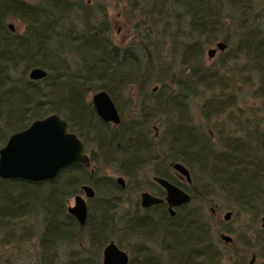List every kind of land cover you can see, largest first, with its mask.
<instances>
[{
	"label": "trees",
	"instance_id": "16d2710c",
	"mask_svg": "<svg viewBox=\"0 0 264 264\" xmlns=\"http://www.w3.org/2000/svg\"><path fill=\"white\" fill-rule=\"evenodd\" d=\"M114 1L136 19L134 37L126 47L111 40L102 0H0V149L13 133L55 114L85 148L95 150L89 168L70 167L52 182L0 179V246L29 241L34 233L26 223L37 219L35 264H58L61 246L84 240L101 250L130 227L136 241L159 243L160 253L151 254L147 245L138 244L128 264H222L220 237H214L218 232L210 229L197 203H209L211 195L224 193L234 195L235 202L251 212L257 210L255 202L264 200V121H243L240 112L232 115V109H239L236 97L228 93L232 78L225 75L228 63L243 57L257 76L253 94L264 98V22L260 21L264 16L256 13L264 0ZM9 20L21 23L22 30L11 32ZM166 40L171 42L168 54ZM219 40L234 45L235 53L221 51L218 68L205 66L204 47ZM171 61L181 68L179 73L172 72ZM35 68L44 70L46 77L31 80L29 72ZM154 82L161 87L152 99L148 88ZM128 86L142 94L141 121L122 120L116 128L104 124L87 92L105 91L116 104V95ZM203 92L212 95L200 106L201 119L209 122L212 116L229 112L228 122L239 135L219 129L213 140L195 124L190 102ZM155 122L162 128L160 144L151 135ZM159 152L160 177L190 194L191 203L173 218L165 205L132 222L117 218L125 190L92 166L101 160L131 182L146 165L159 174ZM176 162L190 172V186L168 175V167ZM83 185L91 186L96 196L89 201L82 227L67 213V206ZM230 245L235 247L236 242ZM98 256L71 250L67 264H102ZM254 259L243 255L231 264H254ZM0 264L12 263L0 257Z\"/></svg>",
	"mask_w": 264,
	"mask_h": 264
},
{
	"label": "rangeland",
	"instance_id": "374dc122",
	"mask_svg": "<svg viewBox=\"0 0 264 264\" xmlns=\"http://www.w3.org/2000/svg\"><path fill=\"white\" fill-rule=\"evenodd\" d=\"M89 3V2H88ZM104 4L108 21L110 25V38L115 45L120 47H126L130 44L131 40L134 37L135 29L134 25L136 23V19H134L129 13L127 8L123 4H117L114 0H102ZM94 6V5H93ZM263 9V11H261ZM256 13L260 16H264V2L258 4ZM98 19H101L97 16ZM261 23L264 22V18H260ZM8 25H12L14 32H20L22 30V25L16 20H9ZM161 41H163L161 39ZM222 42L219 40L212 45H208L204 47V53L202 62L205 66H213L214 69L220 66L219 56L221 51L217 49V52L214 58H208L207 52L210 49L216 48V44ZM170 41H165L166 54L169 52ZM226 49L222 51V53H227L230 51L231 54L235 53V46H229L226 44ZM70 62H73V58H69ZM172 64V72L179 73L180 67L175 61H171ZM249 63L247 60H244L243 57L238 58L236 63L229 62L227 69L225 70L226 78H232V89L228 91L232 96L234 95L237 100L238 109H232L231 113L234 117L239 115V112L243 114L241 119L243 121H254L260 120L264 121V98H259L253 94L255 89L257 88L258 81L257 76L252 70H249L247 67ZM160 83H152L148 88V94L151 95L152 99L158 97L160 93ZM96 93L94 91L87 92V100L90 101L92 95ZM216 93V92H215ZM214 93V94H215ZM212 95L209 92H203L202 96H198L190 102V112L192 118L197 125H201L206 133L212 137L213 140L217 139V131L219 129H224L225 134L230 135H239V132L232 126L231 123L228 122L229 115L227 113L212 116L209 122H205L201 119L200 106L203 100ZM148 97V96H147ZM116 106L121 113L122 120L129 124L134 121L140 122L141 117V99L142 94L138 92L136 87L128 86L126 87V91L121 94L116 95ZM233 121V120H232ZM155 126L151 128V135H156L158 137L162 132V128L156 122ZM157 125V126H156ZM159 139V138H158ZM158 144H160L158 142ZM88 154L91 151H95L94 147L86 148ZM151 166V165H150ZM94 169H99L100 174L106 175L108 177L116 180L117 178H124L125 182L127 179L120 175L116 168L112 166H106L104 163L99 160L98 164H94ZM142 174L138 177V181H140L141 187L137 190H125L122 193V197L124 200V204L120 207L119 212H117L116 217H126L132 214L134 209V202L136 198H140V193L150 190L148 185H146L147 181H151L152 177V168H146V170H142ZM168 175L172 176L182 185L188 186L185 182L184 178L180 176L175 171L168 169ZM193 182H191L192 184ZM200 183V182H198ZM132 185V183H131ZM197 186V185H196ZM132 187H134L132 185ZM200 187V186H199ZM264 197V193H262ZM209 203H197L198 206H201L203 209V215L205 216V221L208 223L210 229L214 232V237L221 236V234L227 235L236 242L235 247L230 244H225L221 239L217 243V247L223 253L222 264H231L236 257L245 256L248 260L254 256V264H264V228L262 229V218L264 217V200L260 202H255L256 209H252L251 212L243 210L238 202H235L234 195H225L224 193H218L216 195H211L209 197ZM208 203V204H207ZM73 206V198L68 202V206ZM213 210V212H211ZM257 211V212H256ZM230 212L231 218L228 221L223 219L224 215ZM256 212V214H255ZM89 214V213H88ZM116 218V219H117ZM27 228L33 229L34 235L29 241H24L20 243H15L9 246H0V257L2 259H7L12 264H35L37 261V252H38V233L40 232V225L37 219L29 220L26 223ZM118 238V239H117ZM113 241L115 243H120L123 245L124 250L128 253L129 258L133 257V250L137 247L138 244L147 245L149 252L151 254H158L159 251V243L155 240L148 242L138 240L136 241L134 236L129 232H125L124 234H120V238L117 237ZM71 250L84 252L87 255L98 254L100 260L102 262V251L91 247L84 240L82 242H77L72 246H61L59 249V259L58 264H67L68 254ZM80 255H83L82 253ZM96 258V255H93Z\"/></svg>",
	"mask_w": 264,
	"mask_h": 264
},
{
	"label": "water",
	"instance_id": "95a60500",
	"mask_svg": "<svg viewBox=\"0 0 264 264\" xmlns=\"http://www.w3.org/2000/svg\"><path fill=\"white\" fill-rule=\"evenodd\" d=\"M11 32H14L12 25H8ZM226 44L219 42L216 48L210 49L207 55L214 58L217 49L224 51ZM47 73L35 68L29 72V78L33 81H40ZM95 113L104 123L119 125L121 122L114 102L105 91H98L91 99ZM81 165L89 167L90 160L85 153L82 141L68 131L67 122L58 115H49L43 119L32 122L22 131L13 133L0 149V179L18 180L32 184L54 181L58 175L70 167ZM174 170L190 181L188 171L180 164L173 166ZM118 182L122 184L120 178ZM156 182L165 189V202L168 205L170 217L175 215L172 208L188 204L191 201L190 195L183 190L170 184L163 179H156ZM82 191L86 198H93L94 191L89 186H83ZM163 200L157 199L148 193H143L141 203L143 207L160 204ZM67 213L72 216L80 226H85L87 220V206L82 196L77 195L73 199V206H69ZM231 213H226L224 220H228ZM264 222V217L262 218ZM221 239L230 243L232 238L222 235ZM128 254L113 242H109L103 249L102 264H128Z\"/></svg>",
	"mask_w": 264,
	"mask_h": 264
},
{
	"label": "flooded vegetation",
	"instance_id": "af4514ba",
	"mask_svg": "<svg viewBox=\"0 0 264 264\" xmlns=\"http://www.w3.org/2000/svg\"><path fill=\"white\" fill-rule=\"evenodd\" d=\"M111 98V97H110ZM91 99H92V97H91ZM113 101V100H112ZM90 102H91V100H90ZM114 102V101H113ZM92 103V102H91ZM114 105H115V107H116V109H117V111H118V114H119V116H120V119H121V122H122V117H121V113L119 112V110H118V108H117V106H116V104L114 103ZM93 106V105H92ZM102 121V120H101ZM103 122V121H102ZM121 122H120V124H121ZM104 123V122H103ZM104 124H107V125H109L110 127H113V128H116V127H118L119 125H113V124H111V123H104ZM158 142L160 143V134L158 135ZM83 143V142H82ZM84 144V143H83ZM84 147H85V145H84ZM85 153H86V155L89 157V160H90V165H91V155L90 154H88L87 153V151H86V148H85ZM156 160H157V171H158V175H155L154 174V171L152 172V177H151V181H147V183H146V185H148V187L150 188V190H146V191H143V192H141L140 193V198L138 199V198H136V200H135V202H134V209H133V212H132V214L129 216V218H130V220H131V222L134 220V219H142L143 218V216H145L146 215V213H145V211H155L153 208H155L156 206H160V205H165L166 206V210H167V213H168V205H167V203L165 202V197H166V192H165V189L163 188V187H161L160 186V184L158 183V182H156V179H163V180H165V181H167V182H169L170 184H172V185H174V186H177L178 188H180L181 190H183L180 186H178V185H176V184H174V183H172L171 181H168V180H166V179H164V178H162V177H160V169H162L161 167H160V152L158 153V156H157V158H156ZM176 163H178V164H180V165H182L187 171H188V169L182 164V163H180V162H176ZM176 163H173V164H171L169 167H168V169H171V170H173V171H175L176 173H178L176 170H174V168H173V166H174V164H176ZM90 165H89V167H90ZM89 167H86V168H89ZM93 168H94V166H92ZM152 168V170H154V167L153 166H150V165H146V166H144V168H143V170H146V168L148 169V168ZM94 171H96V170H94ZM142 172L143 171H141L140 173H138L137 172V176L138 177H140V174H142ZM188 173H189V177H190V181L189 182H187L186 181V179H185V177L184 176H182L180 173H178L180 176H182L183 178H184V180H185V182L188 184V186H190L191 185V182H192V179H191V175H190V172L188 171ZM169 174V173H168ZM170 176V175H169ZM138 177H137V179H134V181H129L128 179H127V181L125 182V180H124V178H122V177H120L122 180H123V182H122V184H120L119 182H118V179H120V178H117L116 180H115V182H116V184L117 185H119V187L120 188H122V191H124V190H137V188L138 187H141L142 185H140L141 183H140V181H138ZM172 179H174L172 176H170ZM175 181H177L176 179H174ZM178 182V181H177ZM131 183H132V185L134 186V187H132V185H131ZM178 184H180V185H182L181 183H179L178 182ZM83 186H89V185H83ZM83 186H81V189H80V193L78 194V195H80V196H82L83 197V199L85 200V202H86V206H87V218H88V204H89V201L90 200H92V199H94L95 198V196H96V193H95V190L91 187V186H89V187H91L92 189H93V191H94V197L93 198H86L85 197V195H84V192L82 191V187ZM183 186H185V185H183ZM160 190H162L163 191V193H164V195L162 196V197H160ZM185 193H187L185 190H183ZM143 193H148V194H150L151 196H153V197H155V198H157V199H161V200H163V202L162 203H160V204H156V205H152V206H150V207H143L142 206V203H141V196H142V194ZM188 194V193H187ZM188 195H190V194H188ZM77 196V195H76ZM190 197H191V195H190ZM74 199V198H73ZM191 201H192V197H191ZM191 201L188 203V204H183V205H181V206H178V207H175V208H172V210L174 211V213H175V215L173 216V217H175L176 215H177V211H178V209L179 208H182L183 206H186V205H189L190 203H191ZM68 209V208H67ZM211 212H213V210H211ZM228 213V212H227ZM230 213V212H229ZM168 215H169V213H168ZM170 216V215H169ZM225 216V215H224ZM173 217H170V218H173ZM230 218H231V216H230ZM229 218V219H230ZM223 219H224V217H223ZM228 219V220H229ZM228 220H225V221H228ZM263 222V221H262ZM86 223H87V220H86ZM86 225V224H85ZM262 226V229L264 228V222H263V224L261 225ZM133 228L132 227H130V230H128L129 231V233L131 234V230H132ZM132 235V234H131ZM222 235H224V234H221V236ZM221 236H220V239H221ZM222 240V239H221ZM111 241H113V240H110L109 242H111ZM223 241V240H222ZM232 241H233V239H232ZM232 241L230 242V243H226V242H224L225 244H231L232 243ZM108 242V243H109ZM114 242V241H113ZM115 243V242H114ZM117 246H118V244L117 243H115ZM106 247V246H105ZM104 247V248H105ZM103 248V249H104ZM118 248L120 249V247L118 246ZM122 250V249H121ZM122 251H124V250H122ZM124 252H126V251H124ZM102 253H103V251H102ZM127 253V252H126ZM128 254V253H127ZM128 257H129V255H128Z\"/></svg>",
	"mask_w": 264,
	"mask_h": 264
}]
</instances>
